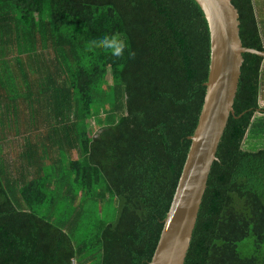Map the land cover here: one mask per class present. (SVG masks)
Segmentation results:
<instances>
[{"label": "trees", "instance_id": "16d2710c", "mask_svg": "<svg viewBox=\"0 0 264 264\" xmlns=\"http://www.w3.org/2000/svg\"><path fill=\"white\" fill-rule=\"evenodd\" d=\"M233 3L264 51L255 0ZM244 57L185 264H264V57ZM210 62L196 0H0V264H149Z\"/></svg>", "mask_w": 264, "mask_h": 264}, {"label": "water", "instance_id": "95a60500", "mask_svg": "<svg viewBox=\"0 0 264 264\" xmlns=\"http://www.w3.org/2000/svg\"><path fill=\"white\" fill-rule=\"evenodd\" d=\"M211 33V62L206 96L190 150L154 256L149 264H185L209 177L235 101L245 53L264 57V51L245 47L240 14L233 0H196Z\"/></svg>", "mask_w": 264, "mask_h": 264}, {"label": "rangeland", "instance_id": "374dc122", "mask_svg": "<svg viewBox=\"0 0 264 264\" xmlns=\"http://www.w3.org/2000/svg\"><path fill=\"white\" fill-rule=\"evenodd\" d=\"M262 17H264V9H263V12H262ZM262 75H263V80H264V72H263ZM260 104H261V108H264V102L261 101V99H260ZM0 110L3 111V107L1 105H0ZM257 114L264 115V112H262L261 110H259L257 112ZM262 118H263L262 116H259V117L256 118V125L253 128V130L248 134V143L247 144L245 143V148L246 149H255V148H259V147H264V128H259L258 127V124H257V123H259L261 121ZM25 121L27 122L26 119H25ZM22 129H25V130L29 131V133H30V130L28 128V124L24 123ZM97 130H98V127H97ZM14 134H16L15 137L17 139H22L24 137V135L25 134H28V133H24V135H23V134H19L18 131L16 130V132ZM13 141L15 143L16 142V139H13ZM16 154H17L16 153V150H14L12 153H9L8 155L11 158H13V157L16 156ZM11 158L10 159L8 158V159L10 161H12ZM21 162H22V160L18 158L17 167H20ZM117 204H118L117 202L113 201L112 203H110L106 207L105 214H106V216H108V218L113 219L115 217L113 214L115 212V209L117 207Z\"/></svg>", "mask_w": 264, "mask_h": 264}, {"label": "crops", "instance_id": "0c3cea01", "mask_svg": "<svg viewBox=\"0 0 264 264\" xmlns=\"http://www.w3.org/2000/svg\"><path fill=\"white\" fill-rule=\"evenodd\" d=\"M256 2V9H257V13H258V19L261 21L262 25V30L264 33V17H262V12L264 9V0H255ZM264 72V63H263V68H262V74ZM262 94H261V101L264 102V80H263V75H262ZM262 111V110H261ZM263 112V111H262ZM257 115H261V114H257ZM257 118V117H256ZM248 143V138L246 141V144Z\"/></svg>", "mask_w": 264, "mask_h": 264}, {"label": "clouds", "instance_id": "9594fccd", "mask_svg": "<svg viewBox=\"0 0 264 264\" xmlns=\"http://www.w3.org/2000/svg\"><path fill=\"white\" fill-rule=\"evenodd\" d=\"M261 94H262V91H261ZM261 99V98H260Z\"/></svg>", "mask_w": 264, "mask_h": 264}]
</instances>
